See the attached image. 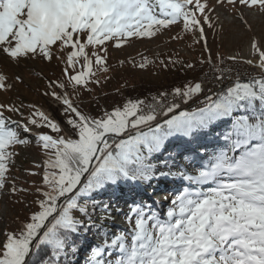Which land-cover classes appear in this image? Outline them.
<instances>
[{"label": "snow or ice", "instance_id": "snow-or-ice-1", "mask_svg": "<svg viewBox=\"0 0 264 264\" xmlns=\"http://www.w3.org/2000/svg\"><path fill=\"white\" fill-rule=\"evenodd\" d=\"M217 7L230 9L251 31L242 9L258 7L264 12V0H215V5L209 0H0V90L14 86L2 70L5 64L26 68L25 62L36 59L62 64L60 77L48 78L52 90L45 95L60 102L66 117L62 124L40 109L25 116L14 102H0V199L5 189L9 196L33 194L30 188L18 187L15 177L9 179L16 145H29L34 136L45 156L41 182H33L31 204L36 207L29 205L24 220L17 217V228H5L0 264H77L80 238L93 228L103 229L92 219L100 206L97 195L121 185L134 192L142 184L151 187L153 180L169 177L178 178L183 187L166 212L153 207L155 201H134L126 217L131 227L111 236L105 232L102 242L90 248L86 264H264L260 37L253 35L249 41L256 59L226 57L257 68V74L246 80L237 76L191 110H180L175 98L187 104L203 94L200 81L175 87L168 104L164 98L169 93L164 92L151 103L129 98L96 114L75 103L66 90L70 85L79 96L81 89L91 92L90 84L101 83L94 65L108 71L109 41L120 47L130 38L155 37L179 24L183 33L207 48L205 26L214 27L211 13ZM224 62L220 57L219 63ZM213 67L217 82L232 72ZM14 80L23 82L22 74ZM33 126L50 131L33 133ZM173 138L185 147L169 159L191 153L193 167L181 171L174 165L176 173L158 172L153 158L166 152Z\"/></svg>", "mask_w": 264, "mask_h": 264}, {"label": "rangeland", "instance_id": "rangeland-1", "mask_svg": "<svg viewBox=\"0 0 264 264\" xmlns=\"http://www.w3.org/2000/svg\"><path fill=\"white\" fill-rule=\"evenodd\" d=\"M209 3L215 5V0H209ZM242 11L245 12L246 18L253 26L251 31L236 18V14L230 9L217 7L216 11L211 13L214 27L205 26L208 38L207 48L202 42H194V38L190 34L183 33L181 31L182 26L179 24L172 26L170 31L158 33L155 37L130 38L120 47H116L112 41L106 42L108 71H99L94 65L95 78L100 79L101 83L99 85L90 84L91 92L81 89L79 96L73 92L70 85L66 90L75 103L81 104L86 111L96 114L102 108L111 110L114 105L121 104L129 98L144 99L150 103L153 97H159L161 93L170 94L177 86L200 81L204 84L203 94L198 95L187 104L182 103L179 97L175 98V102L181 104L180 110H191L198 105L199 101L204 99L205 95L221 91L223 82L226 83L228 79L232 82L234 79L231 75L246 80L259 71L245 63H234L226 59L230 55H239L244 59H256L249 50V41L253 35L260 37L261 43L264 44V12L258 7L245 8ZM177 34L181 38L173 39ZM91 50L90 48L89 51ZM209 54H211V63L207 62ZM220 57L225 58L223 64L219 63ZM25 63L27 64L26 68H16L8 64L3 66L2 70L9 76V82L13 83L14 86L9 91L0 90V102H14L18 107H21L25 116L36 109L43 110L63 124L66 117L60 102L56 101L50 94L45 95V92L50 93L52 90L48 87V78L53 80L59 78L63 65H58L55 62L48 64L40 59ZM141 64L145 66L140 67ZM188 64L195 66L187 68L186 65ZM213 66L225 70L230 68L232 72L227 74L225 80L217 82V73ZM16 74H22L23 82L14 80ZM165 99L164 103L168 104L173 101V96ZM32 105H35L36 108H32ZM6 115H10L12 119H20L14 113H6ZM32 131L35 133L38 131L49 132L50 130L33 126ZM50 134L55 135V133ZM24 135L21 131V136ZM29 138L32 140L31 144L16 145L14 148L18 155L14 156V162L9 165V179L15 177L18 187L30 188L33 194L21 193L18 196H9L7 189H5L6 194L0 199V242L5 239L3 232L6 227L9 229L17 228L19 220H24L29 215V205L31 208L36 207L31 204L35 198L33 182L36 184L41 182L45 156L35 143V137L30 136ZM158 158L157 155L153 158V164L158 172H169L170 170L172 173L177 172L174 165H178L180 161L172 164L171 161H162ZM179 166L181 171L186 169L190 171L193 167L192 164H188V166L179 164ZM31 172H37L40 175H31ZM155 182L161 183L163 187L161 188L163 191L162 203L154 199V192L150 190ZM151 187L142 184L134 192L128 189L114 192L110 189L111 192L107 195L108 197L105 194L95 197L100 206L92 213V219L98 225H103V229L93 228L86 236L80 238V245L83 247L76 258L77 264H86V256L90 248L102 242L105 232L111 236L112 233L125 231L131 227L126 217L129 213V206L134 201L148 204H153L155 201L153 207L166 212L171 199L182 190L183 184L178 178L169 177L153 180ZM16 200L23 202L14 203ZM105 205H107L106 208Z\"/></svg>", "mask_w": 264, "mask_h": 264}, {"label": "trees", "instance_id": "trees-1", "mask_svg": "<svg viewBox=\"0 0 264 264\" xmlns=\"http://www.w3.org/2000/svg\"><path fill=\"white\" fill-rule=\"evenodd\" d=\"M182 86V85H181ZM177 87H180V86H177ZM178 142H180V143H178ZM181 145H183V142H182V140H180V139H176V138H173L172 139V141L169 143V145L167 146V151L166 152H163V153H161V154H158L157 156H159V158L158 159H162V161H171L172 162V164H174L175 162H179V164H181V165H186V166H188V164H192L191 163V160H192V155L193 154H191V153H188V154H185V157H180V156H177V159L175 160V161H173V160H171V159H169V155L171 154V153H177V152H179L180 150H181V148L182 147H185V146H181ZM178 148V149H177ZM175 152H174V151ZM213 150V148L211 147V145H209V147L207 148V151L210 153L211 151ZM175 154H173V155H175ZM203 154V153H202ZM178 164V165H179ZM160 187H162L161 186V183H159V184H157V182H155V183H153L152 184V187H151V189L150 190H156V189H159ZM123 189H128V190H130L129 188H128V186L127 185H121L119 188H115V189H112L114 192H119V191H122ZM111 191H110V189L108 190V191H106V192H104L103 194H105L106 195V197H108L107 195L110 193Z\"/></svg>", "mask_w": 264, "mask_h": 264}, {"label": "built area", "instance_id": "built-area-1", "mask_svg": "<svg viewBox=\"0 0 264 264\" xmlns=\"http://www.w3.org/2000/svg\"><path fill=\"white\" fill-rule=\"evenodd\" d=\"M231 77L235 80V78L237 77V76H233V75H231ZM231 82L229 81V79L226 81V83H222L221 84V87H223V88H225L226 87V85H228V84H230ZM229 86V85H228ZM158 99L160 98V96L159 97H157ZM169 98H172V93H170L169 95H168V97H166V99L165 100H167V99H169ZM151 103V102H150Z\"/></svg>", "mask_w": 264, "mask_h": 264}, {"label": "bare ground", "instance_id": "bare-ground-1", "mask_svg": "<svg viewBox=\"0 0 264 264\" xmlns=\"http://www.w3.org/2000/svg\"><path fill=\"white\" fill-rule=\"evenodd\" d=\"M144 98V97H143ZM147 98V97H146ZM155 199H157V197H155Z\"/></svg>", "mask_w": 264, "mask_h": 264}]
</instances>
